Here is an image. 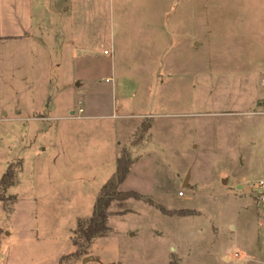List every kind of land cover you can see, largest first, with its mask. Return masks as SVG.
Masks as SVG:
<instances>
[{
  "label": "rangeland",
  "instance_id": "374dc122",
  "mask_svg": "<svg viewBox=\"0 0 264 264\" xmlns=\"http://www.w3.org/2000/svg\"><path fill=\"white\" fill-rule=\"evenodd\" d=\"M93 5L0 0V264H264V31L231 0H171L169 36ZM122 155L139 198L85 242Z\"/></svg>",
  "mask_w": 264,
  "mask_h": 264
},
{
  "label": "crops",
  "instance_id": "0c3cea01",
  "mask_svg": "<svg viewBox=\"0 0 264 264\" xmlns=\"http://www.w3.org/2000/svg\"><path fill=\"white\" fill-rule=\"evenodd\" d=\"M88 1V0H87ZM101 0H89L90 3H93V7L99 6ZM113 4L114 13H116L118 22H122V25H118L119 29L122 27L129 33L133 34L134 32H147L146 35H158V36H169L168 30L166 28V22L168 27V22L171 20V15L169 12L165 11L166 5L171 4V0H107ZM179 1V0H176ZM232 8L234 9V20L237 22V29H251L252 25L256 23V25L264 31V0H231ZM90 7L88 10V14L85 12L83 14H71L67 13V38L68 42H71V39H74V31L75 24L71 23V17L73 19L80 20L83 19V28H88V33L95 34L93 31L95 30L94 22L100 20V14L95 16V9ZM95 7V8H96ZM252 12L257 13V15H253ZM259 14V15H258ZM258 17V18H257ZM113 16L109 17L110 24H113ZM32 20V18H31ZM260 21V22H259ZM254 22V23H252ZM42 25V20L40 24L34 23L31 28L34 29L33 34L41 35V29H39ZM170 26V25H169ZM117 27V28H118ZM169 28V27H168ZM99 29V28H98ZM170 32V31H169ZM31 37L30 34L24 33L23 35L9 36V41L13 42H22L26 41L24 39H29ZM226 261L229 260L228 257L225 258Z\"/></svg>",
  "mask_w": 264,
  "mask_h": 264
},
{
  "label": "trees",
  "instance_id": "16d2710c",
  "mask_svg": "<svg viewBox=\"0 0 264 264\" xmlns=\"http://www.w3.org/2000/svg\"><path fill=\"white\" fill-rule=\"evenodd\" d=\"M132 163L126 156L122 155L117 159L116 172L101 187L96 198L93 213L84 225L78 226V233L85 242H91L94 239L106 237L110 231L108 227V209L112 202H125L129 199H138L137 193L128 191H119L120 185L124 182ZM7 174L4 175V177ZM2 178V183L3 179Z\"/></svg>",
  "mask_w": 264,
  "mask_h": 264
},
{
  "label": "built area",
  "instance_id": "2783aa9c",
  "mask_svg": "<svg viewBox=\"0 0 264 264\" xmlns=\"http://www.w3.org/2000/svg\"><path fill=\"white\" fill-rule=\"evenodd\" d=\"M252 187H257L259 194L257 197V205H260V210L264 211V182L263 181H257L255 182Z\"/></svg>",
  "mask_w": 264,
  "mask_h": 264
},
{
  "label": "water",
  "instance_id": "95a60500",
  "mask_svg": "<svg viewBox=\"0 0 264 264\" xmlns=\"http://www.w3.org/2000/svg\"><path fill=\"white\" fill-rule=\"evenodd\" d=\"M258 208L260 209V208H261V206H260V205H258Z\"/></svg>",
  "mask_w": 264,
  "mask_h": 264
}]
</instances>
